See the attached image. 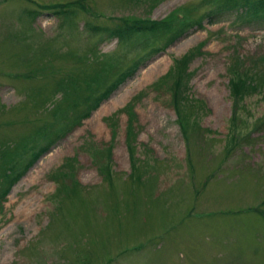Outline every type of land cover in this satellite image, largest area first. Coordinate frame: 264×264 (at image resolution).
<instances>
[{
  "label": "rangeland",
  "instance_id": "374dc122",
  "mask_svg": "<svg viewBox=\"0 0 264 264\" xmlns=\"http://www.w3.org/2000/svg\"><path fill=\"white\" fill-rule=\"evenodd\" d=\"M222 1L0 0V264H264V18L207 23ZM120 18L166 28L108 36ZM231 69L261 85L233 97Z\"/></svg>",
  "mask_w": 264,
  "mask_h": 264
},
{
  "label": "trees",
  "instance_id": "16d2710c",
  "mask_svg": "<svg viewBox=\"0 0 264 264\" xmlns=\"http://www.w3.org/2000/svg\"><path fill=\"white\" fill-rule=\"evenodd\" d=\"M59 5L57 6H52V7H48L47 9H51V8H58ZM47 6H43V8H45ZM59 9L61 10L62 7L59 6ZM237 9L238 11L242 12L245 16H247V19L249 18H264V0H223L221 3L218 4V6L213 9L212 11L209 12V15L207 17V23H212L213 19H215V15H217L218 13H225V11H231V10H235ZM57 10V9H56ZM60 10L55 11V13H58ZM184 11V10H183ZM188 11V9H187ZM185 10L184 14L186 16V13L188 15V12ZM171 18H173V21H178L176 19L175 16H170ZM187 17V16H186ZM214 17V18H213ZM189 18V17H187ZM190 19V18H189ZM185 20L184 22H181L180 24L175 22V24H177V29L173 35L172 38L170 40H174L177 39L181 34H183L188 28L192 27L193 23L194 24H198L200 26L201 24V20L204 18H200L198 20L193 21V19L191 20ZM118 21L120 22L117 26L115 27H106L104 26V30L106 32V34L108 36H116V38L118 39H122V37H124L125 35H127L128 33L134 32V31H139V32H151L154 29H160V30H164V28H166L165 26H158L160 25V23H157L156 21H150V20H146V19H139V20H134L132 19L131 21H127V19H118ZM158 26V27H157ZM103 29V28H100ZM190 59V55H183L180 59L175 60L174 63L178 66H180V69L177 71V78L174 79L172 86L173 88H176L178 90V92L180 93V86H179V78L178 76H185V83L181 86H183V88L185 89L187 87V83L189 80V76H190V72L187 70V65H188V61ZM264 66V65H262ZM131 68L125 70L121 76L122 79L130 76V70ZM230 73V79H229V89L231 94L233 95V97L237 98V97H241L242 95H244L245 93H249V92H253L255 91L257 88H259V85H261V80L263 79V76L252 72H248L245 71L243 73L239 72L237 69H231L229 71ZM184 77V78H185ZM118 82H121V80H116L113 81L111 85H109L104 91L103 93H101L99 96L97 97H93L95 99V102L93 105H89L87 106V104H84L86 102V100L88 99L87 96H84L81 98V96L76 97L75 99H73L71 101V106L73 109L79 108V113L75 116L74 120L71 121L70 119V125H77L80 122L77 123L76 119L78 117H87L90 113L89 110H93L98 106V102L100 100H103L105 98L108 97V95L115 89L116 85ZM173 92V89H172ZM178 96V93H177ZM177 96L175 95V92L172 93V108L174 110V112L176 113V115H178V117L183 116L184 119H187V116H185V114L182 111V107L179 106L178 104V99ZM187 101H192L195 102L192 98L188 99ZM128 107V105H126V108ZM179 108H180V113H179ZM131 114V112H129ZM85 117V118H86ZM186 127L188 128V122H186ZM69 125V126H70ZM72 127V126H71ZM71 127H64L62 130H60L61 132L70 129ZM47 134H49L47 132ZM55 134V133H54ZM50 135H53V133H50ZM50 135H47V137L49 139L45 140L43 142V145L41 146H36L35 148L31 149V154L28 157V160H25L24 162H21L20 166L23 167V169H27V167H29L31 165V163L33 161H35L43 152H45L48 147L50 146V144H52L53 142L50 141ZM57 135V134H56ZM131 139V138H130ZM134 140V137H133ZM24 146V145H23ZM22 150H26V147L24 146L22 148ZM1 158L3 157V153L0 156ZM8 162L10 163H14V161L12 159H7ZM10 166V165H9ZM132 168L136 171V168L134 166V164H131ZM20 175V174H19ZM15 176V175H14ZM137 176V174H136ZM18 175L13 179V181H15L17 179ZM6 181V183L4 184V189H3V193L6 192L7 188L9 187L10 181ZM75 184V183H74Z\"/></svg>",
  "mask_w": 264,
  "mask_h": 264
},
{
  "label": "bare ground",
  "instance_id": "6f19581e",
  "mask_svg": "<svg viewBox=\"0 0 264 264\" xmlns=\"http://www.w3.org/2000/svg\"><path fill=\"white\" fill-rule=\"evenodd\" d=\"M27 209L28 208L24 207V208L21 209V212H24V214H26L27 212H25V211H27Z\"/></svg>",
  "mask_w": 264,
  "mask_h": 264
}]
</instances>
